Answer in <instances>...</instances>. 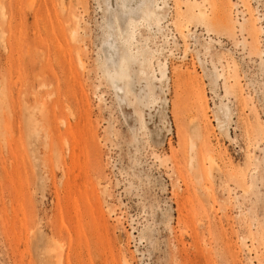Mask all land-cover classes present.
I'll return each mask as SVG.
<instances>
[{
  "label": "rangeland",
  "instance_id": "obj_1",
  "mask_svg": "<svg viewBox=\"0 0 264 264\" xmlns=\"http://www.w3.org/2000/svg\"><path fill=\"white\" fill-rule=\"evenodd\" d=\"M165 1L0 0V264H264V0Z\"/></svg>",
  "mask_w": 264,
  "mask_h": 264
},
{
  "label": "bare ground",
  "instance_id": "obj_2",
  "mask_svg": "<svg viewBox=\"0 0 264 264\" xmlns=\"http://www.w3.org/2000/svg\"><path fill=\"white\" fill-rule=\"evenodd\" d=\"M160 1V0H159ZM163 1H165V0H163ZM166 2V1H165ZM197 10H198V12H197V14L199 15V16H202V17H204V15H205V11L202 9V7L201 6H198V8H197ZM76 33H77V29H74L73 30V32H72V34L73 35H76ZM79 63L81 64V66L82 67H84V60H83V58L82 57H80L79 56ZM124 77H128V75H127V72L125 73V74H123V75H119V74H116V78H124ZM67 143V142H66ZM68 145V144H67ZM195 151V144L192 142L191 143V152H194ZM206 158H207V160H208V164H207V168H206V172L208 173V174H211V173H213V169H214V157H213V155L211 154V152H209L208 154H207V156H206ZM194 160H195V155H193V153L191 154V163L193 164V162H194ZM208 187V186H207ZM209 189H210V187H209ZM76 206H77V209H78V202H76ZM55 240H56V238H55ZM53 242H54V240H53ZM57 243V242H56ZM56 243H54V244H56ZM58 245V244H57ZM62 245V244H61ZM59 247H61V246H59ZM62 247H64V246H62ZM55 248V247H54ZM57 249V248H56ZM59 250V249H58ZM57 250V251H58ZM62 250V249H61ZM56 251V250H55ZM60 251V250H59ZM57 253V252H56ZM59 254H61V253H59ZM57 257H58V254H57ZM59 258V257H58ZM58 258H57V260H58ZM62 258V257H61ZM59 261H61V260H59ZM59 261H57L58 262V264H60L59 263ZM69 262V261H68ZM123 262H124V264H130V262H129V260L127 259V257L126 256H124V260H123Z\"/></svg>",
  "mask_w": 264,
  "mask_h": 264
}]
</instances>
